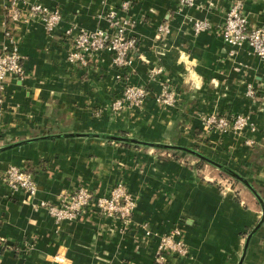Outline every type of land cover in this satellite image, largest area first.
<instances>
[{
    "label": "crops",
    "instance_id": "crops-1",
    "mask_svg": "<svg viewBox=\"0 0 264 264\" xmlns=\"http://www.w3.org/2000/svg\"><path fill=\"white\" fill-rule=\"evenodd\" d=\"M40 1L59 8L63 18L53 33L37 19L14 26L26 74L8 79L0 145L68 131L179 143L232 168L264 199V66L247 44L232 47L215 28L234 0H198L192 7L178 0H128L127 10L121 8L127 0ZM7 2L0 0V49L8 43ZM112 9L136 21L132 34L139 47L131 81L149 84V68L162 65L163 77L179 93L178 106L157 104L160 87L150 83L142 109L115 116L108 106L123 82L112 55L98 53L86 66L68 60L71 44L64 30L71 25L107 28L105 15ZM243 9L251 25L264 26V0H244ZM194 19H208L213 29L196 33ZM166 22L170 32L162 38L157 28ZM249 84L259 91L255 97L246 94ZM210 112L250 115L259 129L258 142L248 146L232 134L203 136L200 114ZM9 164L28 166L38 185L37 199L50 201L80 185L106 194L122 181L137 197V226L123 230L119 221L92 210L56 223L44 209L34 208L24 190L12 191L4 183ZM261 216L260 202L243 183L181 151L74 136L0 152V264H155L157 235L177 225L185 231L190 256L170 264H239L254 229L242 264H264ZM141 225L153 236H146Z\"/></svg>",
    "mask_w": 264,
    "mask_h": 264
},
{
    "label": "built area",
    "instance_id": "built-area-1",
    "mask_svg": "<svg viewBox=\"0 0 264 264\" xmlns=\"http://www.w3.org/2000/svg\"><path fill=\"white\" fill-rule=\"evenodd\" d=\"M178 1L182 7H192L198 0ZM5 7L11 22L4 29L8 43L0 49V113L8 97V79H23L26 74L20 41L13 31L14 26L37 19L43 23L47 33H53L63 18L59 8H52L40 0H8ZM121 8L127 10L130 8V2L124 1ZM243 8L244 0H234L225 14L224 21L215 28L226 44L232 47L247 44L251 53L258 57L264 66V26L251 25ZM105 19L108 21L107 28L90 30L71 25L64 30V36L71 44L68 53V60L71 63L86 66L90 58L98 53L106 51L112 55L114 65L121 70L117 78L123 82L122 89L111 98L108 106L113 115L117 116L131 109H142L152 92L150 83H156L160 87L154 95L157 104L166 108L178 106L179 93L171 86L170 79L163 77L162 65L157 64L149 68V84L131 81L130 70L134 64V53L139 47V38L132 34L136 21L120 15L115 9L107 12ZM193 28L196 33H201L212 30L213 25L208 19H194ZM157 31L164 38L170 32L169 23H161ZM260 86L264 96V75ZM257 91L249 84L246 94L255 97ZM200 119L203 136L217 134L221 137L232 134L248 146L258 142L256 136L258 126L248 114L228 115L210 112L200 114ZM3 180L12 191L24 190L32 200L34 208L44 209L56 223L77 220L92 210L119 221L123 230L137 226L133 221L137 197L122 181L116 183L106 194H100L87 185H80L74 190L65 191L55 201H50L37 199L39 189L35 176L24 165L9 164L4 171ZM141 228L146 236H153L146 225H141ZM189 256L190 248L183 227L177 225L157 235L155 263L170 264L173 259H184Z\"/></svg>",
    "mask_w": 264,
    "mask_h": 264
},
{
    "label": "water",
    "instance_id": "water-1",
    "mask_svg": "<svg viewBox=\"0 0 264 264\" xmlns=\"http://www.w3.org/2000/svg\"><path fill=\"white\" fill-rule=\"evenodd\" d=\"M74 136H89V137H99L107 140H112V141H120V142H126V143H133L136 145H142V146H147V147H152V148H161V149H169L173 151H181L184 153H188L199 160L205 161L219 170H221L223 173L227 174L230 176L232 179L238 180L239 182L243 183L249 190L252 191V193L256 196L258 201L261 204V222L264 221V199L258 192V190L254 187V185L244 176L233 170L232 168L228 167L224 163H221L220 161L213 159L212 157H209L199 149L192 147V146H187L179 143H165V142H159V141H149V140H144V139H138L134 136L131 135H122V134H114V133H103V132H73V131H68V132H57V133H50V134H45V135H40L36 137H31V138H26V139H20L16 141H10L9 143L5 145H0V152L23 145L25 143L34 141V140H40V139H48V138H61V137H74ZM259 223V224H260ZM255 232V229L248 235V238L246 240V245H245V250L244 253L239 261V264H242L247 245L249 243V240L253 233Z\"/></svg>",
    "mask_w": 264,
    "mask_h": 264
},
{
    "label": "trees",
    "instance_id": "trees-1",
    "mask_svg": "<svg viewBox=\"0 0 264 264\" xmlns=\"http://www.w3.org/2000/svg\"><path fill=\"white\" fill-rule=\"evenodd\" d=\"M169 156H171V155H169ZM171 157H176L175 155H172ZM27 168L29 169V170H31L28 166H27ZM155 264H160V263H155Z\"/></svg>",
    "mask_w": 264,
    "mask_h": 264
},
{
    "label": "rangeland",
    "instance_id": "rangeland-1",
    "mask_svg": "<svg viewBox=\"0 0 264 264\" xmlns=\"http://www.w3.org/2000/svg\"><path fill=\"white\" fill-rule=\"evenodd\" d=\"M122 135H127L126 133L122 134ZM129 136V135H128ZM196 148V147H195ZM200 150V149H199ZM201 151V150H200Z\"/></svg>",
    "mask_w": 264,
    "mask_h": 264
}]
</instances>
